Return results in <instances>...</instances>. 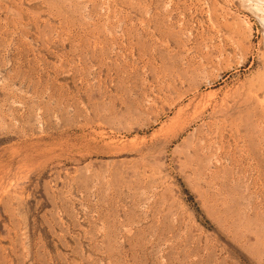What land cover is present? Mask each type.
Here are the masks:
<instances>
[{
	"label": "rangeland",
	"instance_id": "obj_1",
	"mask_svg": "<svg viewBox=\"0 0 264 264\" xmlns=\"http://www.w3.org/2000/svg\"><path fill=\"white\" fill-rule=\"evenodd\" d=\"M252 1L0 0V264H264Z\"/></svg>",
	"mask_w": 264,
	"mask_h": 264
},
{
	"label": "bare ground",
	"instance_id": "obj_2",
	"mask_svg": "<svg viewBox=\"0 0 264 264\" xmlns=\"http://www.w3.org/2000/svg\"><path fill=\"white\" fill-rule=\"evenodd\" d=\"M37 1V0H36ZM255 2H256V0H254ZM260 2H262L263 4H264V1L262 0H259ZM244 2V1H243ZM248 2H249V0H248ZM255 2H253L252 1V4L253 3H255ZM250 4H251V2H249ZM257 3H259V2H257ZM252 6H255L254 4L252 5ZM263 7H264V5H262ZM263 9V8H262ZM250 10V9H249ZM251 10H255L254 9V7H253V9L251 8ZM256 10L258 11V12H260V8L258 7V6H256ZM258 12H255V13H257L258 14ZM262 12H264L263 10H262ZM17 14V13H16ZM20 19V18H19ZM259 21V23L260 22H262V23H264V19L263 20H261V18L258 20ZM262 23H261V25H262ZM244 26V25H243ZM263 26V25H262ZM264 27V26H263ZM245 30V29H244ZM197 33V32H196ZM179 78V77H178ZM260 78H261V76H260ZM260 80H262V79H260ZM167 82V81H166ZM256 82V81H255ZM169 83V82H168ZM184 83V82H183ZM261 83V82H260ZM264 84V83H263ZM166 85V84H165ZM173 85H175V84H173ZM250 85V84H249ZM261 85V84H260ZM259 86V85H258ZM165 87H167V85L165 86ZM197 87V86H196ZM262 87V86H261ZM250 88V87H249ZM167 89V88H166ZM251 89H252V87H251ZM262 89V88H261ZM261 89H260V91L259 92H261ZM154 90V89H153ZM162 90V89H161ZM169 90V89H168ZM241 90H242V88H241ZM248 90V89H247ZM155 91V90H154ZM238 91V90H237ZM242 92V91H241ZM246 92H249V90L248 91H246ZM255 92V91H254ZM259 92H257V93H259ZM168 93V92H167ZM262 94H263V92H261ZM163 94V93H162ZM175 94H176V92H175ZM174 94V95H175ZM195 94V93H194ZM238 94V93H237ZM249 94V93H248ZM253 94V93H252ZM181 95V94H180ZM187 95V94H186ZM165 96V95H164ZM211 96V95H210ZM251 96V95H250ZM254 96V95H253ZM170 97V96H169ZM231 97H232V95H231ZM238 97V96H237ZM236 97V98H237ZM239 97H240V95H239ZM238 97V98H239ZM255 97V96H254ZM147 98V97H146ZM205 98V97H204ZM212 98V97H211ZM260 98H261V96H260ZM226 99V98H225ZM229 99V98H228ZM227 99V100H228ZM257 99V98H256ZM166 100V99H165ZM192 100V99H191ZM209 100V99H208ZM234 100V99H233ZM233 100H232V102H233ZM261 100H262V98H261ZM154 101V100H153ZM179 101H180V96L178 97V98H176L175 100H174V102H172L171 104H170V106H171V109H173V110H175V116H174V119L176 120V119H178L179 120V127H178V130H177V132H176V134H175V136L177 135V134H179V133H183V131L184 130H186V129H188V127L191 125V124H193V123H195L196 121H200V120H203L204 119V117H205V115L206 114H208V120H209V122L210 121H216V120H218V118H217V116H218V114H222V112H223V110L225 109H222V107H223V103H219V104H217V103H215V104H210V103H208V102H206V103H202V102H198L197 104L198 105H196V103H195V105H194V107H195V113L193 114V116H191V118L189 119V120H187V118H186V116L184 117V114H185V110H187L189 107H191V106H193V105H190V103H188V104H186L184 107H178V105H179ZM231 101V100H230ZM229 101V102H230ZM235 101V100H234ZM188 102V101H187ZM227 102V101H226ZM154 103V102H153ZM183 103V102H182ZM257 103H258V99H257ZM260 103V102H259ZM264 103V102H263ZM181 104V103H180ZM262 104V103H261ZM226 106H227V104H225ZM229 105V104H228ZM263 105V104H262ZM259 106H260V104H259ZM225 107V106H224ZM235 107V106H234ZM252 107H253V105H252ZM255 107V106H254ZM228 108V107H227ZM233 108V107H232ZM246 108V107H245ZM244 108V109H245ZM262 108V107H261ZM237 110V109H236ZM262 110V109H261ZM250 111V110H249ZM253 111V110H252ZM169 112V111H168ZM242 113V112H241ZM244 113V112H243ZM249 113V112H248ZM228 114V113H227ZM238 114H240V113H238ZM256 114V113H255ZM230 115V114H229ZM241 115V114H240ZM249 115H251L252 116V113L251 114H249ZM222 116V115H221ZM220 116V117H221ZM185 119H184V118ZM239 117H241V116H239ZM239 117H237L238 119H240ZM258 117V116H257ZM222 119H223V117H221ZM259 118V117H258ZM261 118V117H260ZM180 119H183V120H181L180 121ZM227 119V118H226ZM220 120V119H219ZM229 120V119H228ZM247 120V119H246ZM158 120H154L152 123H156ZM173 121V120H172ZM257 121V120H256ZM159 122V121H158ZM224 122V121H223ZM254 122V121H253ZM253 122H252V124H253ZM258 122V121H257ZM256 122V123H257ZM219 123V122H218ZM225 123V122H224ZM233 123V122H232ZM238 123V122H237ZM240 123H241V120H240ZM240 123H239V126H240ZM202 125H203V123H201ZM212 124V123H211ZM255 124V123H254ZM253 124V125H254ZM143 125H145V124H143ZM220 125H221V123H220ZM195 126V125H194ZM216 126V125H215ZM256 126V125H255ZM259 126V125H258ZM257 126V127H258ZM144 127V126H143ZM143 127H141L142 129H143ZM147 127V126H146ZM212 127V126H211ZM247 127V126H246ZM257 127H256V129H257ZM148 128V127H147ZM196 128V127H195ZM213 128V127H212ZM211 128V129H212ZM243 128V127H242ZM145 129V128H144ZM220 129V128H219ZM224 129V128H223ZM160 130H161V128H160ZM163 130V129H162ZM162 130H161V132H162ZM196 130V129H195ZM215 130V129H214ZM216 130H217V128H216ZM227 130H228V128H227ZM229 130H232V129H230L229 128ZM234 130V129H233ZM237 130V129H236ZM249 130V129H248ZM206 131H208L207 130V128H206ZM235 131V130H234ZM240 131V130H239ZM238 131V132H239ZM255 130H253V132H254ZM209 132V131H208ZM215 132V131H214ZM256 132V131H255ZM260 132V131H259ZM188 133V132H187ZM195 133V132H194ZM228 133V132H227ZM235 133V132H234ZM241 133V132H240ZM257 133V132H256ZM206 133H204L203 134V136L205 135ZM222 134V133H221ZM232 134V133H231ZM249 134V133H248ZM261 134V133H260ZM197 135V134H196ZM200 135V134H199ZM199 135H197L198 136V140H197V143H196V146L192 149V150H190V149H188V150H190V154L191 155H197V156H199L198 154H200V156L202 155L201 153L202 152H204V150L206 149V143L205 142H207L205 139H207V138H200L199 137ZM257 135V134H256ZM255 135V136H256ZM219 136H220V134H219ZM222 136V135H221ZM220 136V137H221ZM250 136H253V135H250ZM192 137V136H191ZM190 137V138H191ZM206 137V136H205ZM243 137V136H242ZM258 137H260V136H258ZM211 138V137H210ZM218 138V137H217ZM228 138V137H227ZM251 139V138H250ZM257 139V138H256ZM259 139V138H258ZM193 140V139H192ZM195 140V141H196ZM212 140V139H211ZM242 140V139H241ZM245 140H246V138H245ZM178 141V140H177ZM214 141H215V139H214ZM213 141V142H214ZM172 142V141H171ZM189 142V141H188ZM192 142V141H191ZM209 142V141H208ZM245 142V141H244ZM244 142L242 143V144H244ZM252 142V141H251ZM219 143H221L220 142V140H219ZM219 143H217L216 144V147L217 146H219L218 144ZM195 144V143H194ZM222 144V143H221ZM142 145V144H141ZM211 145V144H210ZM232 146V145H231ZM230 146V147H231ZM244 146V145H243ZM144 147V146H143ZM169 147V146H168ZM193 147V146H192ZM222 147V146H221ZM246 147H248V146H246ZM176 148H178V147H176ZM180 148H181V145H180ZM191 148V147H190ZM208 148H209V146H208ZM255 148V147H254ZM140 149V148H139ZM162 149V148H161ZM220 149V148H219ZM225 149V148H224ZM224 149H222V150H224ZM227 149V148H226ZM231 149V148H230ZM229 149V150H230ZM234 149V148H233ZM232 149V150H233ZM248 150H250L249 148H247ZM247 149H246V151H247ZM256 149V148H255ZM138 150V149H137ZM207 150H209V149H207ZM211 150V149H210ZM209 150V151H210ZM214 150V149H213ZM228 150V151H229ZM253 150V149H252ZM251 150V151H252ZM212 151V150H211ZM215 151V150H214ZM213 151V152H214ZM162 152V151H161ZM177 152H179V150L177 151ZM185 152V151H184ZM206 152V151H205ZM219 152H221V151H219ZM186 153V152H185ZM212 153V152H211ZM235 153V152H234ZM143 154V153H142ZM179 154V153H178ZM189 154V155H190ZM206 154H208V153H206ZM214 154V153H213ZM219 154V153H218ZM222 154V153H221ZM188 155V153H187V157L189 156ZM205 155V154H204ZM206 156V155H205ZM207 156H210V155H207ZM193 157V156H192ZM204 157V156H203ZM202 157V158H203ZM218 157H219V155H218ZM220 157H222V156H220ZM182 158V157H181ZM190 158V157H189ZM201 158V159H202ZM212 158V157H211ZM213 158H214V156H213ZM184 159V158H183ZM195 159V158H194ZM215 159V158H214ZM226 159V158H225ZM200 160V159H199ZM220 160V159H219ZM190 161V160H189ZM198 161V160H197ZM203 161H205V159L203 160ZM179 162H180V160H179ZM191 162V161H190ZM200 162H202V161H200ZM212 162H213V159H212ZM221 163H222V161H220ZM182 163V162H181ZM191 163H193V162H191ZM203 163V162H202ZM210 163V162H209ZM208 163V164H209ZM185 164V163H184ZM190 164V163H189ZM201 164V163H200ZM205 164V163H204ZM207 164V165H208ZM188 165V164H187ZM196 165H197V163H196ZM218 165V164H217ZM190 166V165H189ZM225 166V165H224ZM227 166V165H226ZM181 167V166H180ZM199 167H200V165H199ZM204 167V166H203ZM209 167H212V165L210 166V164L208 165V168ZM216 167V166H215ZM221 167V166H220ZM223 167V166H222ZM195 168V167H194ZM214 168V167H213ZM198 169V168H197ZM203 169V168H202ZM210 169V168H209ZM215 169V168H214ZM223 169V168H222ZM228 169V168H227ZM230 169V168H229ZM228 169V170H229ZM195 170V169H194ZM205 170V169H204ZM213 170V169H212ZM211 170V171H212ZM218 170V169H217ZM232 171V170H231ZM197 171H195V173H196ZM204 172V171H203ZM206 172H208V170L206 171ZM210 173V172H209ZM213 173V172H212ZM223 173V172H222ZM227 173V172H226ZM202 174V173H201ZM224 174V173H223ZM213 175V174H212ZM205 176H208L207 174L205 175ZM220 176H221V174H220ZM222 176H224V175H222ZM199 177V176H198ZM204 178H206V177H204ZM221 177H219V179H220ZM203 179V178H202ZM230 179V178H229ZM209 180H211V178L209 179ZM222 180V179H221ZM217 182H218V180H216ZM223 181V180H222ZM201 182V181H200ZM226 186H229V187H231L230 185H228V184H226ZM214 219H215V217H214ZM260 221V220H259ZM253 226V225H252ZM256 231V230H255ZM261 249V248H260Z\"/></svg>",
	"mask_w": 264,
	"mask_h": 264
}]
</instances>
